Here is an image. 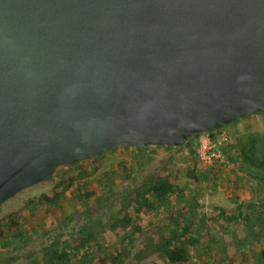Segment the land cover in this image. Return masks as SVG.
I'll return each mask as SVG.
<instances>
[{
  "label": "water",
  "instance_id": "95a60500",
  "mask_svg": "<svg viewBox=\"0 0 264 264\" xmlns=\"http://www.w3.org/2000/svg\"><path fill=\"white\" fill-rule=\"evenodd\" d=\"M261 110L264 0H0V205Z\"/></svg>",
  "mask_w": 264,
  "mask_h": 264
},
{
  "label": "rangeland",
  "instance_id": "374dc122",
  "mask_svg": "<svg viewBox=\"0 0 264 264\" xmlns=\"http://www.w3.org/2000/svg\"><path fill=\"white\" fill-rule=\"evenodd\" d=\"M234 126L239 127L234 128ZM225 129L231 135L230 142L223 147L224 160L230 164L229 167L224 166V161L219 162L213 168L207 167L197 160L190 162V146H195V152L197 151L196 135L189 139L190 146L188 144L164 148L162 145L159 150L148 152L147 155L139 157L131 155L128 157L122 149L117 147L98 159H86L77 165L57 168L49 178L22 189L0 205V227L4 228L6 232L8 231L7 238L0 239V264L42 263L41 250L43 247L53 245L57 251H60L61 244H56L58 235L65 234L74 237L76 231H78L79 237L85 240L90 237L89 243L92 245L89 253L84 258L81 257L82 264H90L95 258L100 257V252L107 245L112 246V252L121 250V247H124L125 250L122 256H119L120 260L112 259L104 264H129L133 261L136 251L142 247L146 237L156 235L166 220V217L161 219V215L157 216L155 209L141 208L139 212L133 210L135 192L132 188L139 187L147 177L168 179L184 191H196L199 194H204L207 191L215 190L216 193H220L221 190H227L226 177L235 167L238 172L246 176V190L251 189L257 195L264 197V182L250 177L235 157L240 141L250 135H264V110L246 115L225 126ZM131 159L134 164V180L130 184L121 175V172L122 164H126ZM196 171H203L209 176L208 181L197 184V180L194 179ZM203 178L198 182L200 183ZM90 179H96L94 188L97 193L95 198L88 199L84 204L77 197L76 190L84 182H91ZM69 181H73L72 184L65 187L64 185ZM144 185H148L147 182ZM55 193L59 195L55 205L60 206L62 216L50 220L49 214L54 208L52 209V204L48 202V199ZM203 196L198 201L196 199L197 204H206V198ZM141 197L142 199L143 197L148 198L153 204V208L160 204L149 193H145ZM127 202L129 203L128 207L125 205ZM260 210H262L261 206ZM124 214L127 215L124 216ZM9 215H14L17 220L18 228L21 231L19 238L10 234L12 229L6 222ZM259 215L256 214L255 217ZM68 217H71L70 221H67ZM111 224L112 229H108ZM135 226L138 227V231L134 230ZM254 226L264 242V231H260L263 225L256 221ZM101 227L107 228V231L96 237L95 232ZM262 240H256V243H261ZM245 243L251 244V240H245ZM82 251L83 249H81ZM154 258L146 259L143 264H157L153 262ZM189 258L192 260L191 257Z\"/></svg>",
  "mask_w": 264,
  "mask_h": 264
},
{
  "label": "crops",
  "instance_id": "0c3cea01",
  "mask_svg": "<svg viewBox=\"0 0 264 264\" xmlns=\"http://www.w3.org/2000/svg\"><path fill=\"white\" fill-rule=\"evenodd\" d=\"M238 127L234 126V128ZM118 148L122 149L128 157L130 155L139 157L147 155L148 152L157 151L162 146L141 150L123 146ZM127 163L132 166V169L134 168L133 159ZM208 179L209 176L206 175L200 183L198 181L196 183L201 184ZM246 180V176L233 167L226 177L228 188L221 190L220 193H216L215 190L204 194L196 191L183 193L174 191L168 194L164 202L158 199L160 204L155 208L148 198L143 197V199L151 203L149 210L155 209L157 216L161 215V219L166 217L162 228L159 229L161 232H164V227L169 224L168 215L170 214H172L171 221L185 227L182 242L188 245V254L192 258V260L189 258L190 264L194 262L195 264H258L257 252L263 240L254 224L256 223L255 215L264 209L262 206L264 197L257 195L251 189L246 190ZM181 193L182 201L178 202V195ZM202 196L206 198L205 205L196 203V199L198 201ZM149 198L152 197L149 196ZM208 198H210L209 201H207ZM262 199L263 201L260 202ZM157 220L159 221V217ZM245 240H251V244L245 243ZM256 240H262V242L256 243ZM112 259L117 261L115 257ZM165 264L168 263L165 262Z\"/></svg>",
  "mask_w": 264,
  "mask_h": 264
},
{
  "label": "trees",
  "instance_id": "16d2710c",
  "mask_svg": "<svg viewBox=\"0 0 264 264\" xmlns=\"http://www.w3.org/2000/svg\"><path fill=\"white\" fill-rule=\"evenodd\" d=\"M213 134V131H210ZM189 142V140H188ZM187 142L188 145L189 143ZM198 142V141H197ZM190 146V144H189ZM123 147H132V146H123ZM147 147H158L148 145L143 148H135L137 150H141ZM165 148H173V146H164ZM191 150L189 151V160L190 162L198 161L197 153L195 152V146H190ZM105 154L100 155L99 157H103ZM96 157L94 159H98ZM236 160H238L239 164L243 169L246 170L247 174L260 181L264 182V135H250L245 140L240 141V146L238 148V152L236 154ZM92 159V160H94ZM89 160V159H87ZM84 161V160H83ZM80 161V162H83ZM78 162V163H80ZM76 163L75 165H77ZM194 179L200 180L206 174L203 171L194 172ZM121 174L127 180L128 183H133V169L129 164L122 165ZM49 178V177H48ZM91 182H84L80 186L77 187L76 194L77 197L82 201V203L86 204L88 199H93L96 196V190L94 188L96 184V179H90ZM73 181H69L65 187H68L72 184ZM147 182L148 185H144ZM92 183V184H90ZM135 192V199L133 204V210L139 212L141 208H145V210L150 209L151 203L147 201V199H142V195L145 193L151 194L157 200H162L163 202L167 199L168 194L176 191H182L181 187L174 185L170 180L163 179L161 177H147L146 181L141 184L137 188H132ZM103 192V191H102ZM182 193L178 195V202L182 201ZM58 193H55L48 199V202L52 204V209L49 214V219L53 220L55 218H60L61 210L59 205L56 204V200L58 199ZM128 207L129 203H125ZM264 207V204H262ZM260 215L256 217V221L260 222L263 227L260 228V231H264V209L259 213ZM74 215V213H73ZM127 214H124V216ZM172 214L168 215L170 218L169 224L164 227V232H159L156 235L147 236L142 247L139 248L136 253L133 255V261L129 264H143L146 259H150L151 257H155L153 262L157 264H190L189 254H188V245L182 242V237L184 235L185 227H181V225L177 222L171 221ZM55 217V218H54ZM250 219V218H249ZM71 217L67 218V221H70ZM7 224L11 227V236L20 237L21 231L18 228V223L14 215H9ZM112 229V224L108 226V229ZM135 231H138V227L135 226ZM107 231V228L101 227L100 230H97L96 237L103 235ZM8 232V231H7ZM4 228L0 227V239L7 238L8 233ZM9 234V235H10ZM22 238V237H21ZM77 239V240H76ZM90 237L87 240L79 237L78 231L74 233L73 236L59 234L58 240L56 244H61L62 249L57 251L53 245L45 246L41 250V259L42 263L35 262L34 264H82V258L85 257L89 253V249L92 247L91 243H89ZM75 240V241H74ZM83 249V253L81 252ZM113 248L111 245L105 246L100 252V257L95 258L91 261L90 264H104L108 260H112V257L119 260V256H122L125 248L121 247V250L118 249L115 252H112ZM259 255L258 264H264V242L261 244L259 251L257 252ZM110 264V263H109Z\"/></svg>",
  "mask_w": 264,
  "mask_h": 264
},
{
  "label": "built area",
  "instance_id": "2783aa9c",
  "mask_svg": "<svg viewBox=\"0 0 264 264\" xmlns=\"http://www.w3.org/2000/svg\"><path fill=\"white\" fill-rule=\"evenodd\" d=\"M212 133L209 131L199 134L196 148L198 161L211 168L224 161V166L229 167L230 164L224 160L223 147L230 142L231 135L225 127L216 129Z\"/></svg>",
  "mask_w": 264,
  "mask_h": 264
}]
</instances>
